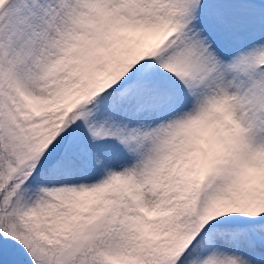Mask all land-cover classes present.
I'll return each instance as SVG.
<instances>
[{"label": "snow or ice", "instance_id": "1", "mask_svg": "<svg viewBox=\"0 0 264 264\" xmlns=\"http://www.w3.org/2000/svg\"><path fill=\"white\" fill-rule=\"evenodd\" d=\"M0 264H264V0H0Z\"/></svg>", "mask_w": 264, "mask_h": 264}]
</instances>
